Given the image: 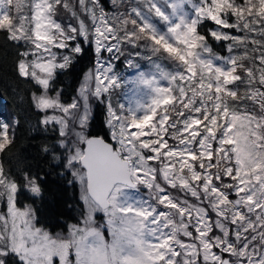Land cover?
Masks as SVG:
<instances>
[{
	"label": "snow or ice",
	"instance_id": "6c2138e0",
	"mask_svg": "<svg viewBox=\"0 0 264 264\" xmlns=\"http://www.w3.org/2000/svg\"><path fill=\"white\" fill-rule=\"evenodd\" d=\"M112 4L0 0V32L25 48L15 74L42 89L31 94L36 109L61 113L41 123L60 125L69 183L79 182L84 204L80 223L53 234L32 205L17 206L21 189L41 194L39 176L21 171L18 180L0 163V264H264V0ZM206 21L215 25L207 35ZM81 41L95 45L96 67L65 104L49 92L73 59L53 48L82 54ZM121 57L134 78L114 70ZM126 85L140 98L114 105ZM90 98L106 106L110 142L87 133ZM13 125L0 119V153Z\"/></svg>",
	"mask_w": 264,
	"mask_h": 264
},
{
	"label": "trees",
	"instance_id": "16d2710c",
	"mask_svg": "<svg viewBox=\"0 0 264 264\" xmlns=\"http://www.w3.org/2000/svg\"><path fill=\"white\" fill-rule=\"evenodd\" d=\"M106 3L105 0H101ZM215 25L211 21L204 22L200 31L207 35L208 29ZM213 51L225 55L226 48L209 38ZM82 54H73L70 67L57 69L56 77L49 93L60 94L63 103H69L76 93L84 72L95 62V48L93 44L81 41ZM25 48L16 42L8 41L0 32V119L12 122L11 133L14 131V142L0 153V163L5 170L18 180L21 171H28L39 176L41 194L33 196L26 189H21L17 206L20 208L32 205L36 210L38 226L50 232H64L71 224H78L82 220L84 211L83 201L80 199L81 190L77 181L73 180L69 170L64 166L65 150L59 147L57 140L59 130L57 124L45 127L41 123L43 112L31 103V94L41 89L34 82L17 78L15 63L18 52ZM120 63V60H118ZM92 118L89 121L87 133L100 134L110 140L106 124V106L97 100L91 108ZM47 146V153L42 148ZM142 191H144L142 189ZM6 203L0 201V212H5Z\"/></svg>",
	"mask_w": 264,
	"mask_h": 264
},
{
	"label": "rangeland",
	"instance_id": "374dc122",
	"mask_svg": "<svg viewBox=\"0 0 264 264\" xmlns=\"http://www.w3.org/2000/svg\"><path fill=\"white\" fill-rule=\"evenodd\" d=\"M105 1H106V3H104V2L101 1L102 4H103V6L105 7V9L107 11H109V12L113 11L112 0H105ZM57 18L58 19H62V17H57ZM72 43H75V42H72ZM94 48H95V45H94ZM53 51H55V52L58 53V59L62 55H71V56H73V54L69 50H67V49H55V48H53ZM225 55H228V53H226ZM109 57H110V54L109 53H107V52H103L102 53V57L101 58L103 60H108ZM96 58L97 57H95V61H96ZM30 59H31V57H30ZM137 62L142 65V69L141 70H144V71H151L152 70L151 69V66H150V64H149V62L147 60H143V59L137 58ZM158 62H160L161 64H163L165 67H170V65L168 64L167 61L160 60ZM112 63L114 65V70L116 72L120 73L122 77L134 78L136 76V74H137V72H136L135 69H129L126 66V64L124 63V58L123 57L120 58V63H118V60H113ZM95 67H96V65H95V62H94V64L92 66H90V68H88L84 72V74H83V76H82V78H81V80L79 82V85L77 87L76 93H75V95L73 96L72 100L69 103H71L74 99H79V97H80V89H81L82 86H84L86 84V81L88 79L89 73H94ZM162 83H164V82H162ZM90 86H94V82H91V85ZM40 91H42V89ZM56 94H57V92H55L53 94L49 93V95H52V96H55ZM140 95L141 94L139 92H136L135 89H134V87L132 85H126V86H122L120 89H116L115 90V95L112 98V102H113L114 105H116L117 104V101H119L120 103H124L126 107L131 102L132 103V106H135V100L136 99H139L140 98ZM94 101H95V98H90L91 108H92V105H93V102ZM65 104H67V103H65ZM46 114L49 115V116H53V115L59 116V115H61V113L58 110L48 109L46 113L43 112L42 117H41V121L44 119V117H45ZM106 119H107V116H106ZM4 121L8 122L10 125L12 124V122L8 121L7 119L4 120ZM57 127H58V130H59L60 125L57 124ZM74 127L75 126L72 123H69V128H68V132H69L68 139L69 140H71L73 138L72 137V131H73V128ZM11 131H12V128H10V134H11ZM59 137H60V135H59ZM61 139L62 138L60 137L57 140V143L58 144H59V141ZM66 155H67V153L65 152V157H66ZM78 184H79V182H78ZM79 187H80V185H79ZM80 190H81V188H80ZM143 192L144 191H142V193ZM5 212H6V210H5ZM95 219L97 220L98 224H104L105 223V218H104V216H103L102 213H97ZM71 225H69L64 232H54L53 234H55V233H62L64 235H67L68 229H69V227ZM104 233H105L106 239H110L106 227L104 228Z\"/></svg>",
	"mask_w": 264,
	"mask_h": 264
},
{
	"label": "water",
	"instance_id": "95a60500",
	"mask_svg": "<svg viewBox=\"0 0 264 264\" xmlns=\"http://www.w3.org/2000/svg\"><path fill=\"white\" fill-rule=\"evenodd\" d=\"M90 136L101 137V138L105 139L106 142H110L108 139H106L105 137H103V136L100 135V134H94V135H90Z\"/></svg>",
	"mask_w": 264,
	"mask_h": 264
}]
</instances>
